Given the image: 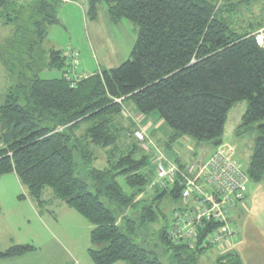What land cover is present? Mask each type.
I'll use <instances>...</instances> for the list:
<instances>
[{
	"label": "trees",
	"instance_id": "obj_1",
	"mask_svg": "<svg viewBox=\"0 0 264 264\" xmlns=\"http://www.w3.org/2000/svg\"><path fill=\"white\" fill-rule=\"evenodd\" d=\"M61 1L27 0L18 6L16 0H6L1 8L5 25L28 11L20 37L29 50L30 71L33 51L45 41L47 28L57 24L54 7ZM88 2L93 20L102 5L113 23L126 20L138 28L130 58L117 68L78 78L67 49L47 48L44 67L60 76L42 79V69L30 77L21 74L26 82L9 90L0 105V180L14 173L31 200L41 202L47 190L84 219L91 227L88 254L94 264H201L202 254L212 248H203L210 229L200 231L194 246L174 244L168 236L170 220L158 231L159 239L152 240L148 228L156 224L159 205L139 204L153 190L149 182L154 173L150 155L128 139L124 105L128 101L142 120L157 112L173 131L170 142L187 137L215 148L222 145L234 103L248 102L241 130L263 120L264 48L257 47L251 34L264 18L235 28L227 15L236 14V5L249 10L264 0H241L223 10L205 0ZM260 11L264 14V5ZM16 27L11 40L18 37ZM257 131L246 168L255 183L264 177V123ZM179 191L156 189L153 202L166 196L178 200ZM33 250L12 246L0 252V259ZM211 254L216 256L212 264H241L233 250L215 248Z\"/></svg>",
	"mask_w": 264,
	"mask_h": 264
},
{
	"label": "rangeland",
	"instance_id": "obj_2",
	"mask_svg": "<svg viewBox=\"0 0 264 264\" xmlns=\"http://www.w3.org/2000/svg\"><path fill=\"white\" fill-rule=\"evenodd\" d=\"M9 1L11 2V0ZM16 1L18 3L17 5L20 6L22 5L20 3L27 0ZM65 1L69 0H62L54 7L58 20L57 24L47 28L45 41L33 51L35 61L29 66L32 71L42 69L39 75L42 79H53L60 76L56 70L50 71L44 67L47 48L67 49L66 52L68 54L70 46L71 48L73 47L74 49L70 48L71 54H73L71 56H74V54L76 56L74 58L71 57L73 63L71 67L74 69V65H76L78 76L84 75V72L97 73L101 70L117 68L130 58L129 55L138 32V28L134 24L126 20L113 23L110 18V20L107 18L105 13L103 14L102 11L105 10V6L102 5L98 7L96 21L91 22L93 19L88 14V0H70L72 7L77 6V8L68 12H62L61 6ZM205 1L216 7L221 4L223 10L224 5L236 4L241 0ZM263 5L255 4L249 10H245L244 6L240 7V5H236V14H228L227 17L230 23L235 28H238L241 22L264 18V14L260 11ZM2 7H0V105L4 101V95L9 90H12L18 83L23 84L26 82L23 76L20 78L21 74L25 75V77H30L32 72L27 67L29 65V50L25 47L26 42L21 41L23 37H20L21 29L26 27L28 11L26 10L20 13V16H18L20 20L8 22L9 24L5 25L6 17H4L5 12L2 13L1 11ZM11 17L13 16L11 15ZM13 26H17L15 28V34L17 33L18 37L11 40L13 39ZM24 37L31 40L35 39L34 36L24 35ZM131 39L133 41L130 44ZM70 73L67 74L68 77ZM247 108L248 102L246 100L234 103L228 112L221 139L222 145L235 148L234 157L239 160L245 169L248 166L253 141L258 134L257 126L264 123L263 119L252 124L249 129L241 130L239 127L241 126ZM146 119V121L140 119L139 114L134 111L133 106L128 101H125L124 116H122L123 127L127 128L129 132L128 135L130 138L128 139L136 142L139 149L147 153V155L148 152L145 146L154 144L172 160H178L182 164H188L193 158L206 156L215 148L209 143H197L187 137L170 142L173 131L161 120L157 112H152L146 116ZM136 133L141 134L144 140L138 139ZM103 159L101 153L99 156L100 165H103ZM100 165L97 164L96 166L100 167ZM11 177L4 176L0 182V187L5 180L11 179ZM13 181H15V185L16 180L14 178ZM10 187L13 186L10 185ZM21 189L22 191L20 193H16V190L10 192L8 202H5L3 193L1 195L0 192L3 200H0V234L6 231L12 234L16 233L19 237H24L27 234V229H29L32 232L31 236L28 237L32 247L34 249V246L41 248V253L34 256L36 261L44 260L45 262L51 263L55 259L65 255L55 244L54 238L57 237L68 245L74 253L77 252L80 254L81 248L83 246L85 248L89 241L91 227L88 223L67 208L63 202L52 200L50 198L51 193L47 190L41 196V202H39L34 199L31 200L22 187ZM150 191H146L143 202H140L139 205H159L156 224L152 228H148L153 229L152 240L157 241L159 239L158 231L164 227H168L172 212L178 206L179 202L166 196L161 202L155 201L154 203L152 198L156 194V189ZM22 199H28L30 203L20 202ZM245 200V202L239 205V208L245 206V214L243 217H246V219L249 218L251 223L252 220H255L264 229V177L258 183L249 180ZM135 212L138 213L139 209L132 212V215ZM132 217L134 218V216ZM257 224H255L256 228ZM236 226L237 224L234 227L235 229ZM147 233L145 232L146 239L149 237ZM214 249L211 248L205 255L202 254L201 260L203 262L201 264L213 263L212 261L215 260L216 256L211 254V251ZM32 261L33 258L26 260L27 263H32Z\"/></svg>",
	"mask_w": 264,
	"mask_h": 264
},
{
	"label": "built area",
	"instance_id": "obj_3",
	"mask_svg": "<svg viewBox=\"0 0 264 264\" xmlns=\"http://www.w3.org/2000/svg\"><path fill=\"white\" fill-rule=\"evenodd\" d=\"M251 36L257 47L264 48V26ZM68 55L76 56H71L70 48ZM136 136L144 140L141 134L136 133ZM145 148L154 173L150 188L180 190L179 204L172 212L168 233L171 242L194 246L200 231L210 229L204 236L203 248H218L224 252L234 250L237 243L234 211L244 202L249 184L246 169L234 157L235 148L221 145L208 155L193 158L183 165L154 144Z\"/></svg>",
	"mask_w": 264,
	"mask_h": 264
},
{
	"label": "crops",
	"instance_id": "obj_4",
	"mask_svg": "<svg viewBox=\"0 0 264 264\" xmlns=\"http://www.w3.org/2000/svg\"><path fill=\"white\" fill-rule=\"evenodd\" d=\"M76 8L77 6L72 7V3L70 2V0L63 2V5L61 6L62 12H68L72 9L75 10ZM102 12L103 14L105 13L107 18L109 19L108 12L106 10ZM101 16H104V15H101ZM95 21L96 19L92 20L91 22H95ZM132 41L133 40L131 39L130 44L132 43ZM95 73L96 72H92V73L84 72V75L90 76ZM140 119H142L141 116H140ZM146 120H147L146 117H144L143 121H146ZM7 176L9 177L12 176L16 180V183L14 185L15 181H13L12 177L11 179H7L2 183L1 185L2 188L0 187V192H1V195L3 193L5 202H8V198H9L8 196H10L9 193L13 192V190H16L17 191L16 193H20L22 191L21 186L17 178L15 177V175L9 174ZM3 178L4 177L1 178L0 182L3 180ZM10 185L13 187H10ZM1 195H0V200H2ZM51 199L53 200V198ZM20 202L30 203L28 199L27 200L22 199ZM69 209L72 210L71 208ZM244 209H245V206L243 208L238 207L234 213L235 225L237 224L236 229H235L236 236H237V243L233 251H235L237 255L239 256L241 260V264H264V229L260 227L255 220H252V223H251V220L249 218L246 219V217H243L245 214ZM242 217L243 219L241 220ZM255 224H257V228L255 227ZM242 225H243V228L241 229ZM55 230H58V229H55ZM26 233L27 234L24 237H19L16 233L12 234L6 231L4 233H1L0 234V239H1L0 252H4L10 247L16 246V245L32 246L31 241L28 238L31 236L32 232L29 229H27ZM3 235L5 236L3 237ZM31 240L33 241V239ZM54 240H55V244L57 245V247L65 255H62L61 258H57L51 263L45 262L44 260L36 261L34 259L35 258L34 256H37L38 254L41 253V248L39 246L38 247L34 246L35 249L32 252H29L27 254L19 255L16 257H12V258L0 259V264H94L88 254V249L91 247L90 237H89V241L86 247L84 248L83 246V248H81L80 254H78L77 252L74 253L71 250V248L68 245H66L62 240H60L58 237L54 238ZM30 258H33L32 263H29V262L27 263L26 260ZM116 264H124V263H116Z\"/></svg>",
	"mask_w": 264,
	"mask_h": 264
},
{
	"label": "water",
	"instance_id": "obj_5",
	"mask_svg": "<svg viewBox=\"0 0 264 264\" xmlns=\"http://www.w3.org/2000/svg\"><path fill=\"white\" fill-rule=\"evenodd\" d=\"M6 0H0V7L3 6V4L5 3Z\"/></svg>",
	"mask_w": 264,
	"mask_h": 264
}]
</instances>
